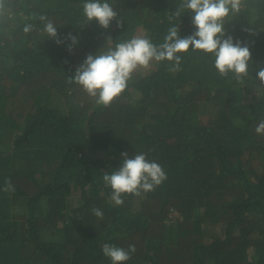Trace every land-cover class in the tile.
Listing matches in <instances>:
<instances>
[{"label": "trees", "instance_id": "16d2710c", "mask_svg": "<svg viewBox=\"0 0 264 264\" xmlns=\"http://www.w3.org/2000/svg\"><path fill=\"white\" fill-rule=\"evenodd\" d=\"M105 29L85 22L84 0H0V264H112L105 243L136 246L122 264H264V0H242L226 35L250 49L245 84L222 78L211 54L180 53L136 70L105 107L68 83L88 54L135 35L163 43L179 0H108ZM46 14L57 44L23 26ZM193 12L178 18L192 34ZM121 21L117 27L116 21ZM111 41H107L108 39ZM139 152L167 179L110 200L103 182ZM15 187L2 191L5 179ZM103 211V219L92 209Z\"/></svg>", "mask_w": 264, "mask_h": 264}, {"label": "clouds", "instance_id": "9594fccd", "mask_svg": "<svg viewBox=\"0 0 264 264\" xmlns=\"http://www.w3.org/2000/svg\"><path fill=\"white\" fill-rule=\"evenodd\" d=\"M82 7L85 22L96 20L105 29L117 17V12L108 0H84ZM241 8L242 0H179L176 9L167 14L169 27L163 43L154 44L147 35H135L105 51L88 54L76 68L74 76L68 77L67 82L81 86L88 96L96 98L98 105L107 107L126 89L128 81L138 68L147 69L154 60L173 62V70H176L182 59L179 54L186 53L191 48L192 51L200 50L211 54L213 66L220 77H230L244 85L246 78L250 76V49L246 43L238 39L234 41L233 36L226 35L224 28L225 21L240 13ZM188 10L194 13L192 24L195 31L181 38L177 21L182 13ZM31 20L33 22H27L23 26L25 34L36 31V21H39L42 27L38 31L43 37L52 38L58 45L70 40L69 51L78 42L77 37L71 33L60 38L56 23L46 14L34 15ZM116 23L117 27L121 26L120 20ZM256 78L264 85V66L259 68ZM255 132L264 134V119L260 120ZM121 157L120 166L103 175L105 186L112 189L110 200L117 206L124 203L123 194L140 196L142 192L154 191L167 179L163 167L156 161L148 160L144 152L131 156L122 152ZM2 191H15L10 179H5ZM92 212L96 217L103 219L101 209L93 208ZM135 251L134 244H130L127 249L108 243L102 247L104 256L110 258L112 264H122L129 260Z\"/></svg>", "mask_w": 264, "mask_h": 264}, {"label": "rangeland", "instance_id": "374dc122", "mask_svg": "<svg viewBox=\"0 0 264 264\" xmlns=\"http://www.w3.org/2000/svg\"><path fill=\"white\" fill-rule=\"evenodd\" d=\"M151 62H152V61H151ZM151 62H150V67H149V68H147V69L138 68L137 70H140V71H142V72L144 73V72H147L148 70H151V69H153V68H154V65H153V64H151Z\"/></svg>", "mask_w": 264, "mask_h": 264}]
</instances>
